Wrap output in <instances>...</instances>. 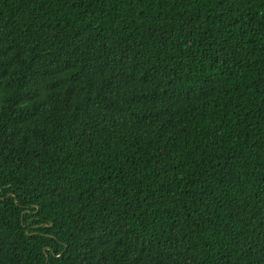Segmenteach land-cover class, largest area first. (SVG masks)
Returning <instances> with one entry per match:
<instances>
[{
	"label": "trees",
	"instance_id": "16d2710c",
	"mask_svg": "<svg viewBox=\"0 0 264 264\" xmlns=\"http://www.w3.org/2000/svg\"><path fill=\"white\" fill-rule=\"evenodd\" d=\"M0 264H264V0H0Z\"/></svg>",
	"mask_w": 264,
	"mask_h": 264
}]
</instances>
